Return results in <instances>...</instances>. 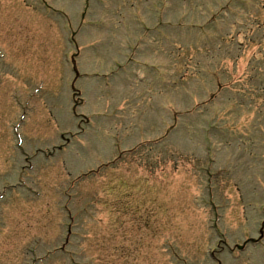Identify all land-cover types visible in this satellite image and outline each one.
I'll return each instance as SVG.
<instances>
[{"label": "rangeland", "instance_id": "obj_1", "mask_svg": "<svg viewBox=\"0 0 264 264\" xmlns=\"http://www.w3.org/2000/svg\"><path fill=\"white\" fill-rule=\"evenodd\" d=\"M0 264H264V0H0Z\"/></svg>", "mask_w": 264, "mask_h": 264}]
</instances>
